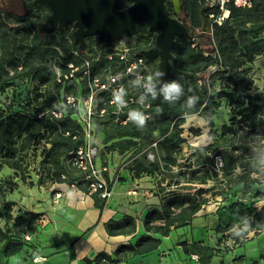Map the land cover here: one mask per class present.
Wrapping results in <instances>:
<instances>
[{
  "label": "trees",
  "instance_id": "1",
  "mask_svg": "<svg viewBox=\"0 0 264 264\" xmlns=\"http://www.w3.org/2000/svg\"><path fill=\"white\" fill-rule=\"evenodd\" d=\"M25 1L27 11L23 15H15L0 7V87L9 86L15 78L33 75L41 85H45V90L36 95L35 99H43L35 106H30L31 108L17 110L11 104L0 105V171L7 166L14 169L17 175L24 172L25 156L35 144L46 138L41 154L43 158L40 174L45 175L51 182L78 180L79 185L84 186L81 179L83 174L72 163L76 150L85 143L83 125L71 116V108L62 105L65 95L76 93V83L72 79L58 81L53 66L56 62L61 63V69L68 70L67 63L81 64L86 52L80 50L78 54L74 53L73 48L78 47V44L70 29L64 32L40 31L39 24L48 14L47 7L40 0ZM183 3L188 14L196 18L201 0H183ZM170 7H173L172 4ZM225 8L229 10L228 17L221 24L214 23L208 39L177 42L173 47L177 61H172L166 79L160 74L157 75L159 72L155 68L156 75L152 79L156 89L177 80L184 89V95L180 99L169 103L163 100L162 94L156 99L147 95L144 103L140 104L139 100L145 95V88L138 91L134 102L121 116L125 118L128 110L133 108H141L145 113L151 114L142 129L128 120H114L113 115L108 113L106 123L109 122L110 126L104 128L107 150L120 154L133 150L129 169L136 177L150 174L157 179L161 204L160 208L154 207L147 212L143 220L145 234L140 235L134 242L120 245L115 251V257L101 251L93 259L86 258L84 264H120L136 255L157 250L164 236H168L173 228L189 223L203 205L210 201L205 193L224 183V180L216 178V184L211 187L204 186L210 179L218 177L214 158L210 159L208 166L201 155H198L196 163H182L184 155L181 144L185 139L173 127L178 125L177 121H180L183 112L199 111L205 113L206 117H211L220 106L218 96L241 91L247 102L239 108L241 118L237 122H252L251 129L254 130L264 120L260 118L264 115V94L248 92L254 84L251 64L263 56L264 52V0H252L249 6H237L230 0ZM98 41L94 37L87 39L89 45ZM206 44H210V50L205 48ZM58 47L63 49L61 57ZM56 57L61 60L56 61ZM99 59L94 71L107 64V59L103 56ZM217 79L227 81L226 87H231L232 92L222 89L214 94L213 86ZM192 96L198 97V101L195 107L187 109L186 102ZM53 111H62V116H56ZM42 112L44 114L40 117ZM174 120L176 122L172 126ZM221 138L223 142L230 141L232 144L220 156L223 174L237 172V168H240L237 180L242 183L243 196L255 191V196L264 198V175L255 168L249 147L251 139H242L241 133L233 128V124L223 125ZM154 143L158 145V149ZM149 149L156 151L154 159L148 156ZM22 177L24 178L23 175ZM165 180L166 184H163ZM256 183L262 186L255 190ZM183 184H186V188L195 187V190L184 191ZM109 187L112 188V184ZM1 195L4 197L3 193ZM94 197L95 204L103 208L107 198L98 193ZM222 200L228 201L229 196L226 195ZM1 201L0 217H4L7 227L0 225V244L3 245V255L10 257L31 245V240H27L25 236L36 229L41 214L24 210L13 215L11 201ZM240 203L233 201L222 208H234ZM233 215L236 221L219 224L216 230L231 229L237 221L242 220L243 223L236 230L230 231L235 242H241L240 237L246 236L252 230H255L256 235L259 234L264 225V204L260 208H252L241 218L238 212H233ZM10 220H13L11 226L8 224ZM136 226V219L130 215L107 224L110 234L132 233ZM179 244L186 253L198 254L200 264H211L218 251V248L211 247L202 240L191 243L184 240Z\"/></svg>",
  "mask_w": 264,
  "mask_h": 264
},
{
  "label": "rangeland",
  "instance_id": "2",
  "mask_svg": "<svg viewBox=\"0 0 264 264\" xmlns=\"http://www.w3.org/2000/svg\"><path fill=\"white\" fill-rule=\"evenodd\" d=\"M0 7L3 10L9 11L15 15H23L27 11L26 1L25 0H0ZM218 11L223 13L221 8L217 5L216 8V14H218ZM229 14V13H228ZM217 16H215L216 18ZM56 30H53L54 32ZM53 35H55L53 33ZM134 39L125 40V39H119V40H105L101 39L98 42H93V45H96L97 48L95 50L97 51H90V49H86L84 52H86V56L84 57H96L98 54H101L100 57H102L105 53V48L107 46H111L115 48V46H118V44L122 46H128L132 45V42ZM131 41V42H130ZM75 47V46H74ZM205 48L210 50L211 46L210 44H206ZM60 51V57L63 53V49L58 47ZM74 51L80 52V49L78 47L73 48ZM108 50H111L108 48ZM76 54V53H75ZM264 55V52H263ZM83 56V55H81ZM60 57H56V61L61 60ZM83 57V58H84ZM95 62H93V65ZM155 64H151L149 67L150 73H146L147 76H151L152 78L156 75L155 71ZM53 68L57 70L61 67V63H54ZM152 70H151V69ZM113 69L115 67L113 66ZM213 70H216L213 69ZM13 71H11L12 73ZM10 73V74H11ZM145 74V75H146ZM254 75V84L252 88L248 91L250 93H263L264 94V64L259 65L256 68V71L253 72ZM146 76V77H147ZM227 81L217 79L215 81V84L213 86V92L214 94H217L220 90L225 89L227 92H232L231 87H226ZM62 90L64 87L62 86ZM45 90V85H41L39 81L33 77V75H25L19 78H15L13 82H10L9 86H6L5 88L0 87V105L9 106L10 104L17 110H22L25 108H31L37 104L38 101H41L43 98L40 97L39 99H35L36 95L39 92H43ZM232 95H224V96H218V100H220V106L215 110L213 115L211 117H206L205 113L197 112H183L182 116L180 117V121H177L178 125H174L176 120L173 121L172 126L174 125V130H179L181 133V136L185 139L181 144V152L184 155V158L181 159L182 163L188 161L196 163L198 160V155L202 156V160L205 161V164L208 166L209 161L211 158H214L216 163L215 167L218 171V177H214L210 179V181L205 184L206 187H211L215 183V179L219 178V180L223 181V184L218 185V187H214V189H211L210 191L206 192V196L209 197L210 201L207 203V205H217L219 208H221L222 212H229V210H233V212H238L239 217L241 218L243 215H246L250 212V210L254 207L260 208L264 204V198H259L255 196V191L246 194L243 196V187L242 183L237 180V174L240 173V168H237V172L229 173L228 175L223 174V170L221 168L222 160H221V153L225 151L227 148H231L232 144L230 141L223 142L221 138V133L223 130L224 124H233V128L235 130H238L241 133L242 139H253L255 136L257 140L264 139V120L260 122L259 126L255 127L254 130H252L253 123L247 124L246 122L238 123L237 120L241 118V115L238 113L239 108L246 105V99L243 96V92L238 91L236 93H231ZM141 98V97H140ZM31 103L33 105H31ZM31 106V107H30ZM116 111V108L113 105L107 106V112L110 115H113V119L116 116L120 115L119 113H114ZM81 111L82 114L85 115L86 111L84 108V105L81 104ZM108 113L104 116L101 115H94V118L91 123L92 128V137L91 139H88L89 142L93 143L94 145H97L99 148L98 151V162L99 164L105 165L108 164L111 159V151L109 152L107 150V145L104 141L105 138V132L104 128L109 127L110 123H106V120H108ZM123 112H121L122 114ZM151 117V114H149ZM264 116V115H263ZM107 117V119L103 118ZM99 118H102L99 120ZM110 118V117H109ZM235 118V119H233ZM115 120V119H114ZM250 131V133H249ZM157 135V132L155 133ZM46 142V138L42 139L39 143L35 144L31 150L28 152V154L25 156L24 160V167L25 171L21 172L17 175L16 171L14 169H10L9 172L5 173L3 170H7V166H4V168L0 171V205L2 204L1 200L5 199L7 200V194L12 191L18 181L25 182L28 186L32 187L33 185H48L51 181L50 179L46 178L45 175H41L39 168L41 166L42 161V152L43 147ZM158 149V145H154ZM201 148V149H199ZM128 152H124L123 155H121L120 163L116 166V171L120 176L119 180L124 183V181H127L130 179L129 177H125L121 175V169L123 167L129 168V162H127V166L124 163L128 158L131 157L128 156ZM148 153H152L155 155L156 151L154 149H149ZM161 153V151H159ZM192 153H194L192 155ZM119 158V156H118ZM179 169V168H178ZM176 169V170H178ZM115 171V170H114ZM132 175L135 176L134 172L130 170ZM106 175H107V171ZM104 172V173H105ZM24 176V178L22 177ZM132 176V177H134ZM143 176H150L153 177L152 186L147 188V191L145 192V195L140 194L144 198L151 199L152 195H156L160 193V189L158 186V181L155 179L153 175L150 174H144ZM256 176V175H255ZM163 184H166V180L163 182ZM200 185V184H198ZM262 186V184L256 183L254 186V189L256 190L258 187ZM183 190L184 191H194L195 187L192 188H186V184H183ZM4 194L3 195L1 194ZM133 193V192H132ZM134 194V193H133ZM226 195L229 196L228 201H223L222 198ZM8 201V200H7ZM237 201L241 202L234 208H222V206H227L231 202ZM11 204V203H10ZM160 205V204H159ZM12 213H13V206H12ZM212 215L209 216V220H207L206 224L207 226L205 229H201L199 227V220L194 222V226L191 231L194 232V236L196 239H199L200 237L209 238V235L214 234V229L210 228L209 226L212 225V222L217 221L218 213H211ZM15 215V214H13ZM208 219V218H207ZM211 221V222H210ZM13 220L9 221V226L12 225ZM209 222V223H208ZM237 224H242L243 221H237ZM0 225L3 228L7 227L6 220L4 217H0ZM209 227V228H208ZM214 227V226H213ZM237 226L233 229L236 230ZM182 229V228H179ZM247 229V227L245 228ZM244 229V230H245ZM200 231H203L204 233H200ZM259 234H255V230H252L249 232L246 236H241L240 240L241 242H235V237L228 234V238H232L234 241L232 243L223 242L224 243V249L225 251L234 250L236 249V255L233 258L234 264H244L243 262L248 259L247 264H263L264 262V225L259 230ZM237 234H240L239 231H237ZM145 230L142 228L139 230L138 234L139 236L142 234H145ZM176 235V233H175ZM191 235V234H190ZM248 238V239H247ZM247 239V240H246ZM31 239H29L30 241ZM227 240V237L226 239ZM223 241V239H220V242ZM173 242V238H162V246L165 247L167 244L168 246L171 245ZM2 243L0 244V264H20L16 263V255H11L10 257H5L2 253ZM229 253V252H228ZM173 256L169 257V263L171 260L174 259L175 252L172 254ZM191 257V256H190ZM10 258V260H9ZM36 257H33V254H27L25 256V260H18L19 262H24L25 264H34L31 263L30 260H33L34 262H41V257H38V260H35ZM192 257L189 259H185L184 264H192Z\"/></svg>",
  "mask_w": 264,
  "mask_h": 264
},
{
  "label": "crops",
  "instance_id": "3",
  "mask_svg": "<svg viewBox=\"0 0 264 264\" xmlns=\"http://www.w3.org/2000/svg\"><path fill=\"white\" fill-rule=\"evenodd\" d=\"M260 64H264V55L258 57L251 64L252 71L255 72ZM132 153L133 150L129 152L128 156ZM123 154L111 151L109 163L102 165L107 168L105 170L107 175L106 172L104 174L109 185L112 184L111 194L107 197L103 208L95 204L94 194L96 193L90 194L84 186L80 185L77 188H72L70 181H56L50 182L46 186L33 185L32 187L25 182H17L16 187L7 194V200L11 201L13 206V214L32 210L40 213L41 218L36 223V229L31 233L30 243L35 247L27 245L22 251L16 253V263L29 262L24 261V263L18 260H25L27 254H33V257L37 256L42 259L41 262L30 260L34 264H84L86 258L93 259L101 251H106L115 257V251L120 245L130 241L134 242L139 237V230L141 228L145 230L143 220L147 212L154 207L160 208L161 194L152 195L151 199L141 196L140 194L145 195L147 188L151 187L152 182L155 181L150 176L136 177L132 175L129 168L123 167L121 175L130 179L124 183L119 180L120 175L116 172L118 171L116 166L120 163V157ZM129 161H131V157L126 160L123 166H127ZM10 169L8 167L3 172L7 173ZM58 192L62 193L60 197L55 195ZM211 213H218L217 221L212 222L213 224L209 226L214 229V234L209 235V238L196 239L194 232H189L195 225L194 222L199 220V227L205 229ZM126 215L136 219V230L132 233L110 234L107 224L113 220H123ZM234 221L236 220L233 210L222 212L221 208L215 204H205L189 223L173 228L168 236H164L173 238L170 246L167 244L163 247L161 243L157 250L149 254L136 255L120 264H184L185 259L187 257L190 259L193 254L186 253L182 245L179 244L184 240L189 243L202 240L205 244L218 248L211 264H234L233 258L236 255V249L225 251L223 242L228 244L234 241L232 238H228V234L239 224L236 223L231 229L216 230L219 224L225 225ZM200 233L204 232L200 231ZM226 237L227 240H225ZM221 238L223 241L220 242ZM174 252L175 257L169 263V257L173 256ZM192 261V264L196 263L195 260ZM247 261L248 259L243 263L247 264Z\"/></svg>",
  "mask_w": 264,
  "mask_h": 264
},
{
  "label": "built area",
  "instance_id": "4",
  "mask_svg": "<svg viewBox=\"0 0 264 264\" xmlns=\"http://www.w3.org/2000/svg\"><path fill=\"white\" fill-rule=\"evenodd\" d=\"M211 3H216L223 13L218 12L214 23L221 24L222 21L228 17L229 10L225 8V5L230 0H208ZM237 6H249L252 0H232ZM228 11V13L226 12ZM115 48L107 46L103 57L107 59V64L100 66L99 70L94 71L96 62L99 63L101 54L96 57H84L81 64H75L74 62H68V70L58 68L57 80L66 82L72 79L76 83L77 91L73 94L65 95L62 100V105L73 110L71 116L76 118L83 125V134L85 143L83 146L76 150L72 163L77 166V169L83 177V185L88 193H98L100 196L107 198L111 194V188L105 177V166L98 164V151L97 145L89 142L88 139L92 137L91 123L94 115L98 114L104 116L107 114V106L113 105L112 92L116 89L123 88L126 91L127 107L130 106L135 100V94L138 91H142L146 84V73H150L149 67L144 64L143 59L134 54L129 46H122L118 44ZM110 48L111 50H108ZM74 53L78 54L77 51ZM93 62L95 64L93 65ZM113 66L115 69H113ZM215 69V67H213ZM146 74V75H145ZM147 76V77H146ZM142 89V90H141ZM81 104L84 105L85 115L82 114ZM126 110L123 109V111ZM119 116L114 117L115 120L126 122L127 116L122 118L121 112ZM54 112V111H53ZM62 111L54 112L56 116H62ZM44 113H40L42 117ZM147 114V113H146ZM149 116V114H147ZM153 145H156L154 143ZM151 159H154L155 155L148 153ZM72 188L79 186V181L74 180L70 183ZM57 197L62 195L61 192L55 194ZM26 239H31V234H26ZM192 259L199 263V255L192 254ZM39 258H35L38 260Z\"/></svg>",
  "mask_w": 264,
  "mask_h": 264
},
{
  "label": "water",
  "instance_id": "5",
  "mask_svg": "<svg viewBox=\"0 0 264 264\" xmlns=\"http://www.w3.org/2000/svg\"><path fill=\"white\" fill-rule=\"evenodd\" d=\"M51 8L47 20L39 24L42 32L70 28L74 23L78 29L74 36L85 47V35L97 34L100 39L113 40L124 36H131L137 32V22L146 21L151 27L161 30L156 45L146 54L153 59V53H160V75L166 79L171 60L176 57L171 53V46L175 43L176 35L188 37V25L172 18L165 10L164 0H133V4L123 10L120 5L125 0H40ZM176 9H180L179 0H174ZM203 14V36L211 34L213 26L208 16Z\"/></svg>",
  "mask_w": 264,
  "mask_h": 264
},
{
  "label": "flooded vegetation",
  "instance_id": "6",
  "mask_svg": "<svg viewBox=\"0 0 264 264\" xmlns=\"http://www.w3.org/2000/svg\"><path fill=\"white\" fill-rule=\"evenodd\" d=\"M201 2H202V4L199 7L198 16L196 18H192V16H190L188 14V11L185 9V4L183 3V0H179V5H180L179 10L176 9L174 0H164L165 10L167 11V13L172 18L177 19L180 23L188 25V32H187L188 37H183L181 35L175 36V38H174L175 43L171 46V53L172 54H173V47L179 41H190V40H197V39H202V38L208 39V37L210 36L209 33L206 35H203V36L202 35L197 36V35L201 34V32H202L201 29L203 28V14H202V12H204L208 16V19H209L211 25L214 26V21H215V16H216L215 12H216V8H217V4L215 2L211 3L208 0H201ZM133 3H134L133 0H125L124 3L122 5H120V10H123V9L131 6ZM42 4L46 5L47 11H48L47 17L44 20V21H46L48 16L51 14V8L46 3L42 2ZM171 4L173 7H170ZM44 21H42V22H44ZM42 22H40V23H42ZM69 29L72 30L71 32L73 35V39L78 44V47L80 49L81 44L77 41L76 37L74 36V33L78 28L75 27L74 23H71ZM65 30H67V29H65ZM64 31H62V32H64ZM160 33H161V30L159 28L151 27L150 23H148L146 21H139V22H137V32L136 33H134L131 36H124L122 38L113 39V40H119V39L130 40L133 38L134 43L132 42V45H128V46L131 48V50L134 52L135 55H137L138 57H141L143 59V62L145 65L150 67L151 64H153V65L155 64V66H153V67H155L160 74V63H161L162 55L160 53H153V59H152V58L148 57V55L146 54L148 51H150L156 45ZM89 37H94L98 40H101L99 38V35H97V34L85 35V47H84V50H82V51H85L86 49H90V51H92V52L97 51V50H95L97 48L96 45H89L88 44L87 39ZM171 63H172V60H171ZM146 106H149V104H147ZM147 114H149V113H147Z\"/></svg>",
  "mask_w": 264,
  "mask_h": 264
},
{
  "label": "clouds",
  "instance_id": "7",
  "mask_svg": "<svg viewBox=\"0 0 264 264\" xmlns=\"http://www.w3.org/2000/svg\"><path fill=\"white\" fill-rule=\"evenodd\" d=\"M157 75H159V73H157ZM161 94L165 102L171 103L180 99V97L184 95V89L179 81L173 80L164 84L162 88L157 90L152 77L149 76L146 78L145 95L140 98L139 103L143 104L147 95H150L152 99H156L157 96ZM197 101L198 97H189L186 102L187 109L195 107ZM112 103L117 111H123V109L127 108L126 91L123 88L116 89L112 92ZM260 118L264 119V116H261ZM127 119L136 125L137 128L142 129L146 126L149 116L141 108H133L128 110ZM249 147L256 170L260 172L261 175H264V139L257 140L254 136Z\"/></svg>",
  "mask_w": 264,
  "mask_h": 264
},
{
  "label": "bare ground",
  "instance_id": "8",
  "mask_svg": "<svg viewBox=\"0 0 264 264\" xmlns=\"http://www.w3.org/2000/svg\"><path fill=\"white\" fill-rule=\"evenodd\" d=\"M227 13H228V11H226ZM112 194H113V192H112Z\"/></svg>",
  "mask_w": 264,
  "mask_h": 264
}]
</instances>
